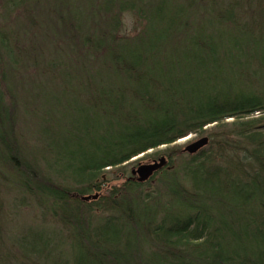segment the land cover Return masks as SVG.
<instances>
[{
	"label": "trees",
	"instance_id": "16d2710c",
	"mask_svg": "<svg viewBox=\"0 0 264 264\" xmlns=\"http://www.w3.org/2000/svg\"><path fill=\"white\" fill-rule=\"evenodd\" d=\"M64 1L0 0L12 10L36 7L77 37L75 73L96 119L53 132L33 110L41 122L27 144L12 73L30 50L15 45L23 24L0 30V177L13 181L5 190L20 205L52 220L22 224L30 234L15 235L9 253L0 249V264H264V16L255 18L264 0H212L208 18H192L207 0H191V10L184 0V8L157 0L150 13L145 0H105L100 15L109 18L88 26L66 20ZM134 9L140 32L117 36L120 13ZM188 135L208 146L173 166L174 145ZM139 156H165L166 166L145 183L128 176L106 188L110 171L130 174ZM93 192L97 200L80 201Z\"/></svg>",
	"mask_w": 264,
	"mask_h": 264
},
{
	"label": "rangeland",
	"instance_id": "374dc122",
	"mask_svg": "<svg viewBox=\"0 0 264 264\" xmlns=\"http://www.w3.org/2000/svg\"><path fill=\"white\" fill-rule=\"evenodd\" d=\"M53 1L56 2L57 0ZM111 1L113 4L123 1L137 6L142 2L141 0ZM145 1L149 3L145 9H147L148 13L153 12L154 10L151 9L155 6L157 0ZM174 1L177 7L183 6L184 1L190 3V10L194 7L192 6L194 1L191 0ZM104 2L105 0H65L63 4L66 7L67 15L70 16L67 17L66 20L73 21L77 18L81 24L88 26L89 24H96V22L99 20L102 21L104 18H109L108 16L100 15V8ZM195 2H197V0ZM187 7L189 8V6ZM204 8L205 10L199 6L193 13L192 18H208L211 9L214 8L212 0H207ZM262 8L264 10V6ZM251 9H256L254 4L251 6ZM168 10L170 11L169 7L167 11H165L167 16L169 15ZM252 10L249 11V15H251ZM31 11L32 12L27 11L25 7L12 10L7 8L4 2H0V30L7 29V31H9L12 30L11 28H18L19 25L23 24V30H14L15 45L20 52H23L25 49L30 50V60L25 64L22 62L23 59L21 56V61L18 59L19 64L13 68L12 73L13 93L17 102V116L21 123L18 125V128L19 132L23 133L22 136L26 139L27 144H34L33 138L28 137L27 134L31 130L38 129L41 122L40 116L31 114L33 110L37 113H44L49 117L51 121L49 129L51 131L53 130V132H56L58 129L61 131L70 130L69 128L73 126L84 125L85 121L94 122L96 120H90L93 107H87V102L84 101L83 96L86 93V89L83 88V75L82 73H75L76 67L82 62V57L78 56L77 52L74 53V50L71 51L72 49H75V51L79 50L78 44L75 46L77 37L75 36L74 38L73 34L70 36L69 33L71 31L69 30L63 28L60 30L57 24L52 23L50 19L54 17H50L47 14L40 18L35 12L36 7L35 9L32 8ZM115 12H117V10H115ZM263 16V14H260V17L255 18H262ZM118 18L120 19V25L117 36L131 38L140 32L141 24L137 19L138 17L135 9L131 12H121ZM100 26L101 23L98 24L99 28ZM71 38L73 41H71ZM31 45H33L34 48H31ZM59 64L60 66L57 67L56 65ZM51 75H55V77L57 75V78L53 79ZM97 84L95 78L89 82L90 86H95ZM201 138L202 137L196 135H188L178 140L174 148H176L179 153L173 155V166H177L181 161L184 162L187 156L186 153L182 152L184 148ZM70 146L76 147L77 145L70 143ZM207 146L208 145H206V147ZM212 148L215 149V146H212ZM162 149L164 148L158 150ZM148 154H151V152L147 153V155ZM50 161H53V155L50 156ZM152 161L153 159L147 158L146 156H139L132 160L131 164L127 165V170L129 171L130 168L135 167L137 164H147ZM110 172V177L113 180L107 184L106 188L121 185L129 176V174L123 175V171L112 170ZM0 173H5L1 165ZM12 182L13 181L10 180L8 183H5L0 177V211L2 214H5V216L3 214L0 219L1 233L5 229L12 231L11 234L6 233L3 235V238H0V243L4 244L2 247L0 246V249L3 250V247L6 249L1 251L2 254L9 253V250L12 249V245L16 243V237L18 235L28 232L22 224L34 226L38 223L41 225L42 220L52 223L51 217H48V215L43 217L42 210L40 209L41 207L35 205L32 207V203L29 201L20 205L15 191L5 190L6 187H12ZM95 194L97 193H91V195ZM103 195H106V192L99 193V197ZM93 208H95V206ZM97 214L99 213L95 210L93 215L96 216ZM4 217L7 220L4 219ZM13 218L14 220L12 222H7ZM32 229L35 230L36 228L33 227ZM28 234H30V232L25 235Z\"/></svg>",
	"mask_w": 264,
	"mask_h": 264
},
{
	"label": "water",
	"instance_id": "95a60500",
	"mask_svg": "<svg viewBox=\"0 0 264 264\" xmlns=\"http://www.w3.org/2000/svg\"><path fill=\"white\" fill-rule=\"evenodd\" d=\"M208 143L206 137L195 141L188 145L182 151L188 155L196 154L199 150L204 148ZM166 165V158L161 157L157 161H152L147 164H139L135 168L131 169L130 177L127 180L135 181L139 184L147 182L156 172L160 171ZM84 203H89L98 199V195L82 196L79 198Z\"/></svg>",
	"mask_w": 264,
	"mask_h": 264
}]
</instances>
